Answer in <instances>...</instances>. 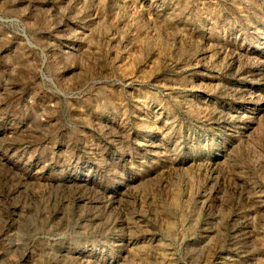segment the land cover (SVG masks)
<instances>
[{
  "label": "rangeland",
  "instance_id": "1",
  "mask_svg": "<svg viewBox=\"0 0 264 264\" xmlns=\"http://www.w3.org/2000/svg\"><path fill=\"white\" fill-rule=\"evenodd\" d=\"M0 264H264V0H0Z\"/></svg>",
  "mask_w": 264,
  "mask_h": 264
}]
</instances>
